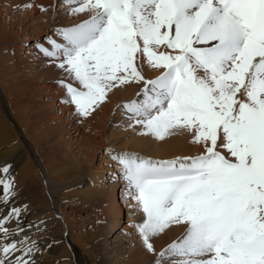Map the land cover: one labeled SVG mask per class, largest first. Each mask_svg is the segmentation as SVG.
Segmentation results:
<instances>
[{
  "label": "snow or ice",
  "instance_id": "obj_1",
  "mask_svg": "<svg viewBox=\"0 0 264 264\" xmlns=\"http://www.w3.org/2000/svg\"><path fill=\"white\" fill-rule=\"evenodd\" d=\"M66 3L90 17L62 27V42L37 47L79 84L58 81L76 113L88 116L119 84L143 82L122 105L129 119L157 139L182 129L204 146L172 159L114 155L144 214L136 227L148 250L152 236L182 225L183 237L160 253L178 257L172 264H264V0ZM142 63L159 75L146 79ZM13 185L0 178V205ZM25 210L0 217V264H34V241L6 242L7 223Z\"/></svg>",
  "mask_w": 264,
  "mask_h": 264
},
{
  "label": "bare ground",
  "instance_id": "obj_2",
  "mask_svg": "<svg viewBox=\"0 0 264 264\" xmlns=\"http://www.w3.org/2000/svg\"><path fill=\"white\" fill-rule=\"evenodd\" d=\"M54 2H49V4L52 5ZM38 4L40 9L46 4V0H37V2L23 0V6L25 5V7L34 13L37 12L35 8H37ZM63 6L69 5L64 4ZM72 16L80 20L90 16V13L72 14ZM57 38V41L62 42V39ZM6 39L7 36L5 35L4 39H1L3 45L0 47V178L5 179L6 182L8 179L13 180L12 191L14 192V196L7 206L0 205V217L8 216L9 210L13 206L18 208L26 206V210L22 211L18 219L13 218L7 223L6 227L10 230L11 234L7 237L6 242L21 241L25 237L30 238V241H34L36 249H38L34 251L31 257L34 264H91L98 257L99 254L96 255L98 250L102 251L101 241L97 244V250L94 253L96 256L89 254L88 245L85 244L82 234L75 241L72 238L73 230L72 225H70V213L67 212L66 206L73 203L80 206L88 203H97V197L101 196L107 200V205H110L102 230L103 235L107 239V244L104 245L107 252L101 253L104 255L100 257L101 259L103 257L101 264H105V261L107 264H118L127 257L128 253L133 251L135 241L142 239L138 229L135 230L134 228L136 222H141L144 219V214L136 206V202L130 200L126 195V182L123 178L121 177V180L118 182L115 181L114 175L117 173L116 171H121L120 164L114 157L110 156L104 158L105 162H103L104 154L113 148H117L118 151L120 150L119 153L126 151L130 153L133 151L143 157L172 159L201 154L204 152V146L193 142L192 134L182 129L176 130L174 134L166 136L163 140L157 139L152 134L148 137L138 134L141 129L137 132L135 131L131 139L124 138L125 129L119 131L117 128H114L117 129V132L111 131L106 136L104 129L107 128L110 118L118 122H131L129 114L124 111V108L123 111H119L120 104L124 101L127 102L137 98V94L144 85L143 82L130 80L108 91L106 98L97 103L94 106V110H90V114L86 117L81 115L76 117L74 105H71L69 108L61 105L62 110L70 112L67 116L68 135L78 137L83 132H87L85 129L88 127L89 130L90 128L96 129L90 137L87 136L91 147L90 149L86 148L78 156L74 153V155L68 157L70 165L68 163L66 165L61 159L55 161L53 160L56 159L54 157L53 159H50V157L48 159V156L46 160L44 159L36 164L34 155L37 152V148L33 149L30 146L27 141H30V134L25 129L21 135H23V140L26 141V144L21 145L20 143V134L18 133V124L20 122L17 119L18 109L16 107V100H19L22 96H25L26 99L31 96L29 88L36 84L33 81L35 73L27 69L28 66L26 64L23 66L25 68L22 71L17 68L18 65H16L11 53L7 51L9 46L6 43ZM47 42L46 46H49L50 40ZM20 47H25V45L22 44ZM32 68L34 71L36 70L37 75L45 79L50 78L51 74L56 73L57 70L55 67L53 68L43 63L39 64V66L35 65ZM141 70L146 79H153L160 72V70L149 67L147 63H142ZM29 73L32 75L30 79L25 82L19 80L25 74L29 75ZM75 86L79 87V84L76 83ZM47 93L54 94L55 97L64 98V91L58 84L48 85ZM132 123L135 122L132 121ZM81 124L83 125L81 126ZM69 129H71V133ZM83 129L84 131L82 132ZM97 129H100V131H97ZM108 136L112 138L110 146L106 150L102 148L99 150L97 144L105 142ZM58 142L64 146L68 145V141L64 137H60ZM116 151L111 152H115L114 155H116ZM95 155L97 156L95 159H100V164L94 163ZM111 160V163L113 161L115 163L108 164ZM3 166H10V172L7 174L3 173ZM106 167L109 172L112 171L113 173L110 183H107V179H104L107 177ZM101 179L102 181L100 182ZM56 185L61 187L60 193L56 192ZM120 186L122 202L117 204L115 197H120V195H117ZM53 201L56 203H53ZM125 210L126 212H124ZM72 217L74 218V215H71ZM127 222L131 224V233L127 235L119 234L117 237L116 235L114 236L120 228L125 232L129 230ZM21 228L22 231L20 230ZM87 231L85 233L86 236L88 234ZM184 233V226L171 225L162 234L152 236L150 242L153 244L154 250H159L166 243L177 237V235H184ZM3 239L0 236V240ZM53 240L57 243H53ZM77 242L78 245L76 244ZM143 246L142 252H144L145 244ZM21 255L22 253L17 251L10 259H15ZM97 263L100 264V262ZM5 264H8V261H5Z\"/></svg>",
  "mask_w": 264,
  "mask_h": 264
},
{
  "label": "rangeland",
  "instance_id": "obj_3",
  "mask_svg": "<svg viewBox=\"0 0 264 264\" xmlns=\"http://www.w3.org/2000/svg\"><path fill=\"white\" fill-rule=\"evenodd\" d=\"M32 1L37 2V0ZM53 1L55 2L52 5L49 4V2ZM53 1L46 0V4H44V6L40 9L38 4L37 8H35L37 12L34 13L32 10L25 7V5L23 6V0H0V47L1 45H3L1 39H4V36L6 35V43H8L9 46L7 48V51L11 53V56L15 60L16 65H18L17 68L22 71V69L25 68L23 66H25L26 64V66H28L27 69L32 70V72L35 73V76H33V81H35L36 84L29 88L31 96L29 95L30 97L28 99H26L25 96H22L19 100H16V107L18 109L17 119H19L20 122V124H18V133L20 134L21 145L24 143L26 144V141L23 140V135H21L22 131L25 129L30 134V141L27 140L30 146L33 149L35 147L37 148V152L34 155L36 164L40 163L44 159L46 160L48 156V159L49 157L50 159H53L54 157L56 159L53 160L57 161L58 159H61L66 165L67 163L68 165H70L68 157L74 155V153L78 156V154L83 153L86 148L90 149L91 144L87 139V136L90 137V135L96 129L90 128L89 130L88 127L85 129V131L87 132H83V129V133L78 137L68 135L67 116L70 112L61 109V105L67 108L72 105L71 103L67 102L66 89L62 87V90L64 91V98H61L59 96L55 97L54 94H48L47 87L51 84L59 85L58 81H60L62 78L65 80H69V78L63 70L57 67L58 61L46 57L38 49L37 43L39 42L40 44L46 46L48 40L56 39V37L62 39L59 34V31L62 27L75 25L82 20L88 19L90 16H87V18L84 19L77 20L76 18H73L72 13L69 10L70 6H63L64 4L68 5L66 3V0ZM22 44H24L25 47L21 48L20 45ZM35 50H37V52H35ZM42 63L50 65L53 68L55 67V69H57L56 73L51 74V77L48 79L37 75L36 70L34 71L32 67H35V65L39 66V64ZM29 75L25 74L24 77H22L23 79L21 78L19 80L25 82L32 76L30 73ZM69 82L72 81L69 80ZM74 84L76 85V83ZM47 94L48 96H46ZM124 102L120 104L121 107H119V111H123L122 105L124 104ZM21 106L22 108H20ZM76 117H78V114L76 115ZM130 121L131 122H118L110 118L107 128L104 129L105 135L107 136V134L111 131H114L115 133L117 132V129L119 131H121V129H125V135H122L125 136L124 138L126 139H131L133 134H135V131L137 132L139 131V129H141V131L138 134H141L144 137H148L150 135V133H146L140 125L132 123L133 120ZM82 125L83 124H81V126ZM97 131H100V129H97ZM69 132L71 133V129H69ZM60 137H64V139L68 141V145L64 146L63 144L59 143L58 139ZM109 138L110 137L108 136L105 142H99L97 144V148L99 150H101V148L106 150V148L110 146V140L112 139ZM114 150H117L116 152L117 154H119L120 150L118 151L117 148H113L112 150L107 151L104 154L105 156L103 157V159L107 156L114 157L115 152H111ZM132 152L133 151H131L130 153ZM101 156L103 155L101 154ZM96 157L97 156L95 155L94 159ZM103 162H105V159L103 160ZM111 162L112 160L109 161L108 164L115 163L114 161L113 163ZM94 163L100 164V159H95ZM105 171L107 173V177L104 179H107V183H110L112 181L111 179L113 177V173L112 171L109 172V170H107V167ZM116 172L117 173H115L116 176L114 175V178L116 179L115 181L118 182L121 180L122 175L121 171L118 170ZM110 174L112 175L109 176ZM118 177L120 178L118 179ZM101 181L102 179L100 180V182ZM55 187L57 190L56 192L60 193L61 187H59L58 185H56ZM118 191L119 192H117V195H120V197H115V202H117V204H119V202H122L121 186L119 187ZM53 203L56 202L53 201ZM74 204L75 203H73L72 205L67 204L66 206V209H68L67 212L70 213V225H72L73 230L72 238H74L76 241L77 237H81L82 234V238H84L85 244L88 245L89 254H94L96 252L97 244L101 241V249L103 252L101 250H98V253H96V255L99 254L98 257L100 261L97 257L96 260L92 261L91 263L98 264L97 262H100L101 264V260H103V257L102 259L100 257L104 256L101 253L107 252V249L104 247V245L107 244V239L103 235L102 230L105 224L104 219L107 217V211L109 210L110 205H107V200L101 196L97 197V203H88L81 206L78 204ZM124 212H126V210ZM71 215H74L75 219L73 217L71 218ZM127 224V228L129 229L128 231L125 232L120 228L114 234V236L116 235L117 237L119 234L127 235L128 233H131V224L128 222ZM136 225L134 228L135 230L137 229ZM86 231L88 232L87 236L85 235ZM182 237L183 235H177V237L166 243L165 246H163L159 250L150 251L145 246L144 252L141 251V249H143L144 247L143 239L135 241L133 245V251L131 253H128L127 257L120 261L118 264H172V261L174 259H178V257H171L168 253H166L162 257L160 256V253L172 242L177 241ZM76 244L78 245V242ZM141 252L143 253V255ZM105 264H107L106 261Z\"/></svg>",
  "mask_w": 264,
  "mask_h": 264
}]
</instances>
